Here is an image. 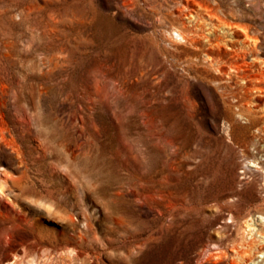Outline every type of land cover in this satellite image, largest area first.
I'll return each mask as SVG.
<instances>
[{"label": "rangeland", "instance_id": "obj_1", "mask_svg": "<svg viewBox=\"0 0 264 264\" xmlns=\"http://www.w3.org/2000/svg\"><path fill=\"white\" fill-rule=\"evenodd\" d=\"M150 1L0 0V264H233L264 208L240 152L264 155V108L241 115L240 86L264 79L238 78L240 29L178 42L184 0ZM185 1L264 58V0Z\"/></svg>", "mask_w": 264, "mask_h": 264}, {"label": "bare ground", "instance_id": "obj_2", "mask_svg": "<svg viewBox=\"0 0 264 264\" xmlns=\"http://www.w3.org/2000/svg\"><path fill=\"white\" fill-rule=\"evenodd\" d=\"M150 2V0H117V5L123 11L131 12L139 5V3H142L146 8L151 4ZM174 17L177 19L178 25L170 26L167 28L168 30H166V32L170 31V38L182 43H190L193 36L198 35L208 42H211L214 39L213 42H215L216 46H224L228 43L227 41L229 37L233 36L236 32H232L230 29L231 33L224 31L223 36L219 35L221 33L217 34V32H221V30H225L226 28L240 29L241 34L239 37L241 38L236 39L237 42L240 43L239 50H243L244 52L242 56L244 65L249 69H253L251 73L255 75H250V73L247 72L238 75V78L241 81H249V83L250 81L255 82L256 80L264 79V71H262L264 68V58L261 57V53L257 50V39L250 36L245 27L232 25L226 20L218 17L212 9L185 0L178 4ZM184 19H188V21H184ZM190 22H195L193 27H191ZM204 27H206V30L203 29ZM195 30H198L199 34L197 33L198 31ZM186 36L192 38L189 39ZM236 40L234 39V41ZM230 70L234 72L237 71L234 65L230 66ZM246 86H240V90L243 92L241 98L244 103L239 107V112L241 115L248 117V120L249 117L254 119L256 116L255 109H252V106L256 105L257 110L258 108H264V98L259 100L258 95H252V93H264V89L260 85V82L257 83V81L255 84L251 85V87ZM256 130L261 136L259 137L258 142L261 141L264 143V127L261 126ZM240 152L243 157L241 175H245L247 172L260 173L259 177L262 181L260 188L264 190V159H261L264 155L259 158H254L253 156H247L243 150ZM262 154H264V152ZM255 214V216L248 215L241 221L240 236L238 241H235L232 244L230 250L233 264H264V208H258ZM231 217L232 214H230L229 219H232ZM257 222H260L262 225L260 226V230L257 229L258 227L255 228ZM211 258L224 259L226 258V254L221 252L217 247Z\"/></svg>", "mask_w": 264, "mask_h": 264}]
</instances>
